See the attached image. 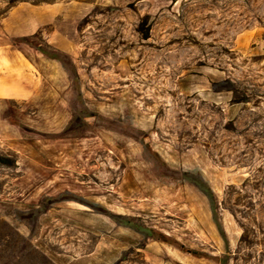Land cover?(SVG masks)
Masks as SVG:
<instances>
[{"label":"rangeland","instance_id":"obj_1","mask_svg":"<svg viewBox=\"0 0 264 264\" xmlns=\"http://www.w3.org/2000/svg\"><path fill=\"white\" fill-rule=\"evenodd\" d=\"M0 264H264V0H0Z\"/></svg>","mask_w":264,"mask_h":264}]
</instances>
